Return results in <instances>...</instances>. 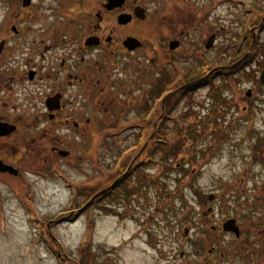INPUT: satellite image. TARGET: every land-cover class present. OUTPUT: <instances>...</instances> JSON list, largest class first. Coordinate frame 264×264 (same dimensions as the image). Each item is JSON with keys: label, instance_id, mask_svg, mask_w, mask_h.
Masks as SVG:
<instances>
[{"label": "flooded vegetation", "instance_id": "flooded-vegetation-1", "mask_svg": "<svg viewBox=\"0 0 264 264\" xmlns=\"http://www.w3.org/2000/svg\"><path fill=\"white\" fill-rule=\"evenodd\" d=\"M4 1L7 9L0 19V26L6 25L5 35H0V215L12 198L29 200L35 196L37 184L46 178L67 179L59 167L63 166L61 162L68 161L76 169L79 152L89 158L94 149L90 138L97 133L98 117L114 109L115 121L107 122L104 127L107 139L125 135L134 137V143L142 144L153 129L156 145L150 157H141L140 161L133 159L125 164L126 149H121L116 157L111 156L113 161L106 167L108 175L114 174L111 183L102 190V198L93 189L87 191L90 203L94 205L95 199L103 200L107 214L117 216L123 231L129 226L135 229L131 235H123L125 243L138 235L137 239L147 248L143 252L149 254L145 257L147 262L231 264L211 257L216 246L210 247L204 256L203 240L194 252L198 257L191 258L183 249L189 243L187 231L181 234L184 240L180 242L179 233H174V225L169 226L168 221V234H159V225L156 222L155 227L152 216L142 220L140 212L143 211L135 209L133 204L142 202L144 195L151 198L157 179V172L153 173L157 147L158 143L165 142L158 137L173 131L175 102L189 104L192 94L207 85L210 88L221 74L218 70L210 80L201 75L193 82L179 83L190 59H201L207 51H215V56L239 57L235 61L236 70L248 69L254 61L258 50L253 49L254 35L251 31L247 33L253 16L257 15L252 1ZM223 3L228 8L236 6V11L239 8L243 15L240 29L229 38L232 45L239 40L244 45L235 50L233 46L228 47L234 55L218 45V31L224 27L217 16ZM9 14L10 17H5ZM256 37L261 39L259 33ZM245 45L247 50L242 49ZM126 58H149L150 66L142 65L145 61L132 63L125 61ZM176 71L179 76H175ZM257 85L264 86L260 81ZM248 90L246 96L250 100L252 89ZM252 107L248 102L242 110L247 109L248 113ZM128 120V128L115 131L114 127ZM80 143L83 150L79 149ZM261 154L257 157L253 154L256 157L253 159L254 162L257 159L264 171V153ZM244 176L256 185V180H261L264 174L258 176L257 172L249 171ZM143 180L150 181L151 190L144 188ZM73 181L70 184L75 187ZM133 184L141 190L132 191ZM240 205L248 207L249 218L243 217L244 209L238 207L232 218L227 219L234 221L239 232H232L234 243L228 253L235 257L232 264H264V215L259 219V214L264 212V193L249 197ZM184 213L182 221L188 222L191 212ZM197 214L201 217L197 224L206 223ZM172 220L176 225L179 222ZM243 222L248 224L247 228ZM210 226L213 231L218 228L215 224ZM210 239L211 236H205L204 242ZM175 242H179V257L173 254L175 248L171 250L167 246Z\"/></svg>", "mask_w": 264, "mask_h": 264}, {"label": "rangeland", "instance_id": "rangeland-1", "mask_svg": "<svg viewBox=\"0 0 264 264\" xmlns=\"http://www.w3.org/2000/svg\"><path fill=\"white\" fill-rule=\"evenodd\" d=\"M251 1L257 15L253 16L247 33L251 31L254 35L253 49L258 50L254 61L248 69L236 70L235 61L239 57L215 56V51H207L201 59H190L179 83L184 80L193 82L201 75L210 80L218 70L221 74L210 88L207 85L192 94L189 104L175 102L173 131L168 136L158 137L165 142L161 141L163 145L158 143L157 165L153 167L157 179L152 190L150 181L145 183L143 180L144 188L151 190V198L144 195L142 202L133 204L135 209L143 211L140 212L142 220L152 216L155 227L156 222L159 225V234H168V221L169 226L174 225V233H179L180 242L184 240L181 234L187 231L189 243L183 249L191 258L198 257L194 252L199 249V241L203 240L204 256L210 247L216 246L211 257L232 264L235 257L228 253L233 248L234 236L231 231H223V224L238 207L244 209L241 215L249 218L248 207L240 204L249 197L264 193V177L256 180L254 185L244 176L249 171L257 172L258 176L264 174L262 165L253 159L264 153V86L257 85L260 71L264 69V0ZM222 6L217 17L224 28L218 31V45L223 51L230 46L235 50L244 45L240 40L232 45L229 38L240 29L243 15L239 8L236 11V6L228 8L224 3ZM6 9L7 2L0 0V19ZM5 28V24L0 26V35H5ZM242 49L247 50V45ZM228 51L231 53V48ZM124 60L132 63H141L142 60L145 61L142 65L150 66L149 58ZM176 72L175 76H179ZM249 88L252 89L250 100L246 96ZM248 102L253 107L247 113L242 107H247ZM116 117L114 109L112 113L100 114L97 133L90 138L94 149L89 158L79 152L76 169L68 161L61 162L63 166L59 167L67 179L59 177L53 181L54 178H46L37 184L35 196L29 200L12 198L5 203L4 213L0 215V264H78L79 261L82 264H152L145 260L149 254L144 255L147 248L137 239L138 235L134 234L136 238L125 243L124 236L131 235L135 229L129 226L123 231L117 216L107 214L103 200L95 199L92 205L87 199V191L93 189L100 194L111 183L114 174L108 175L106 167L121 149H126V164L133 159L149 158L156 145L153 129L142 144L134 143V137L125 135L117 137L114 134L117 138L107 139L108 132L104 127ZM129 123L130 120L114 129L121 132L130 126ZM82 146L80 143L79 149L83 150ZM254 147H259L257 152ZM72 180L75 187L70 184ZM134 190L141 188H134L133 184ZM211 194L212 200L209 198ZM184 211L191 212L188 222L182 221L185 220ZM198 212L206 223L197 224L201 218ZM259 215L262 220L264 212ZM172 219L179 221L178 224ZM211 224L218 227L216 231L211 229ZM243 224L248 227L246 222ZM208 235L211 239L204 242ZM177 243L166 245L171 250L175 248L173 254L179 257Z\"/></svg>", "mask_w": 264, "mask_h": 264}, {"label": "water", "instance_id": "water-1", "mask_svg": "<svg viewBox=\"0 0 264 264\" xmlns=\"http://www.w3.org/2000/svg\"><path fill=\"white\" fill-rule=\"evenodd\" d=\"M260 81L264 84V69L261 71V74H260V77H259ZM1 166V165H0ZM1 168V167H0ZM2 170V169H0ZM213 196L210 197V199H212ZM225 230L226 231H233L235 232L236 234H238V229L236 226H234V221L233 220H229L227 221L225 224Z\"/></svg>", "mask_w": 264, "mask_h": 264}, {"label": "trees", "instance_id": "trees-1", "mask_svg": "<svg viewBox=\"0 0 264 264\" xmlns=\"http://www.w3.org/2000/svg\"><path fill=\"white\" fill-rule=\"evenodd\" d=\"M100 197L99 198H102L103 196H104V194L103 193H100V195H99ZM78 264H82V262L81 261H79L78 262Z\"/></svg>", "mask_w": 264, "mask_h": 264}]
</instances>
